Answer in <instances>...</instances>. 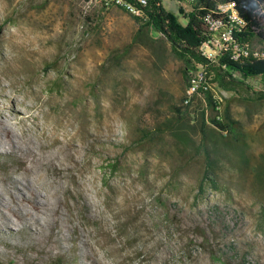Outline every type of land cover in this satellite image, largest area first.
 <instances>
[{
	"label": "rangeland",
	"instance_id": "374dc122",
	"mask_svg": "<svg viewBox=\"0 0 264 264\" xmlns=\"http://www.w3.org/2000/svg\"><path fill=\"white\" fill-rule=\"evenodd\" d=\"M163 4L181 18L178 2ZM138 30L100 2L0 0V112L21 147L0 148V264H264L263 76L245 80L249 92L214 85L240 136L210 130L223 145L218 188L199 194L197 112L217 113L203 95L183 103V62ZM183 118L190 144L164 132ZM15 179L34 187L32 203L45 193L40 225L11 196Z\"/></svg>",
	"mask_w": 264,
	"mask_h": 264
},
{
	"label": "trees",
	"instance_id": "16d2710c",
	"mask_svg": "<svg viewBox=\"0 0 264 264\" xmlns=\"http://www.w3.org/2000/svg\"><path fill=\"white\" fill-rule=\"evenodd\" d=\"M124 1L141 10V16H136L121 5L111 4L109 7H120L133 16L139 26L138 37L151 31L161 34L171 45L173 54L183 62L182 79L185 86L183 103L190 105L192 100L203 95L207 106L217 113L214 117H207L205 111L197 112L196 119L201 135L198 150L204 156L205 162L199 194L204 193L206 186L217 190L218 160L214 153H217V149H222L223 145L210 133V130L221 137L227 134L234 140L239 138L240 133L236 126L237 122L228 110L221 115L222 104L214 97L213 88L238 93L249 92L250 87L245 80L251 74H259L264 78V61L249 59L237 63L226 56L217 59L204 56L201 45L210 35L204 18L212 11H216L220 4H234L247 23L240 39L242 42L264 49V0H172L179 3L181 18L165 9L163 4L165 0H145L146 4L141 3V0ZM182 20H185V23ZM192 88L195 90L192 94H188ZM258 99L264 100V91L258 93ZM186 124L183 118L181 124H172L164 132L169 130L179 141L190 144V138L182 130L187 126ZM226 146H229V143ZM254 173L258 181H264V153L260 155ZM262 212L264 216V207Z\"/></svg>",
	"mask_w": 264,
	"mask_h": 264
},
{
	"label": "built area",
	"instance_id": "2783aa9c",
	"mask_svg": "<svg viewBox=\"0 0 264 264\" xmlns=\"http://www.w3.org/2000/svg\"><path fill=\"white\" fill-rule=\"evenodd\" d=\"M102 3L105 7L111 4L121 5L129 11L136 12V16H141V10L135 8L124 0H89ZM88 1V2H89ZM141 3L146 4L145 0ZM204 21L209 29V38L201 45V51L204 56L209 59H217L218 57H228L233 62H241L244 60L264 61V49L254 47L251 43L242 42L241 35L247 27V24H241L240 20L235 19V15L225 7V3L218 6V11H212ZM229 29H237L236 37H229ZM195 88L188 91L192 94Z\"/></svg>",
	"mask_w": 264,
	"mask_h": 264
},
{
	"label": "bare ground",
	"instance_id": "6f19581e",
	"mask_svg": "<svg viewBox=\"0 0 264 264\" xmlns=\"http://www.w3.org/2000/svg\"><path fill=\"white\" fill-rule=\"evenodd\" d=\"M225 7H227L229 10H230V12H231V14H233V15H235V19L236 20H240V23L241 24H247L246 23V21L240 16V14H239V12H238V10L235 8V5L234 4H225ZM216 11H218V9L216 10ZM133 14H136V12H134V11H131ZM237 36V29H229V37H236ZM8 97V96H7ZM15 108V112H18L19 113V111L21 112L22 111V109L20 108V103L18 104V106L17 107H14ZM17 117V116H16ZM0 129H2L4 132H5V134L7 135V137L9 138V140H5V139H3V138H0V148L2 149V148H5V147H7V146H9V147H11L12 149H11V153H14L15 154V152L17 151L18 152V150H21V147H20V145H19V143L17 144V142L16 141H14L13 140V127L10 125V119L8 118H6V117H4V116H2V113L0 112ZM14 119V118H13ZM21 121L22 122H24V119H21ZM36 129H38V131H39V126L36 124ZM35 131V130H34ZM37 131V130H36ZM39 133V132H38ZM5 134H4V136H5ZM35 135V137L37 136L36 134H34ZM41 135V134H40ZM2 137V136H1ZM17 137V136H16ZM21 138V137H20ZM40 138H38L37 140H39ZM40 141V140H39ZM47 142H49V140L47 141ZM47 142H43V144H41L40 145V147L39 148H44L45 146H46V143ZM19 145V146H18ZM31 147V146H30ZM28 148V153L27 154H31V153H34L35 152V150H33L32 149V147L31 148ZM7 150V149H6ZM0 154H1V152H0ZM29 170V172L30 173H33L34 171L32 170V169H28ZM33 179V178H32ZM31 180V179H30ZM30 182V181H29ZM33 183V182H32ZM13 184L15 185L14 187H15V189H17V192H12L11 191V196L17 201V202H23V201H27L28 203H30V205H32L33 206V210H34V213H35V215H33L32 216V219H34L35 221L33 222V223H37L38 225H40L39 224V216L40 215H42V209H41V205L42 204H44V202H42L43 200H42V197H44L45 198V196H44V192H42L41 190H34V192H35V196H34V201H33V203H32V200H31V197L30 196H28V195H26V194H24V189H28V191H33V189H34V187L32 188L31 187V184L29 183V184H24V182H22L21 180H19V179H15L14 180V182H13ZM22 185V188H21V186L20 185ZM36 185V184H35ZM8 190V189H7ZM6 190V191H7ZM46 200V199H45ZM16 202V203H17ZM42 203V204H41ZM18 204V203H17ZM25 204V203H24ZM3 205H5V204H3L2 203V200H0V206H3ZM19 205V204H18ZM25 206H27V205H25ZM43 206V205H42ZM47 208V207H46ZM45 208V209H46ZM19 209V208H18ZM15 210V209H14ZM1 211V210H0ZM30 211H31V209H30ZM21 212V211H20ZM45 212V211H44ZM22 213V212H21ZM20 213V214H21ZM28 214H30V212L28 213ZM27 214V215H28ZM27 215L26 214H21V216L18 218V221L17 222H19V221H23V220H25L26 221V226H28V225H32V221H31V219H28L27 218ZM2 219H1V223H2V225H4V226H7V224L8 223H11V218L9 217V216H7L6 215V213H3L2 212ZM8 228V227H7Z\"/></svg>",
	"mask_w": 264,
	"mask_h": 264
}]
</instances>
